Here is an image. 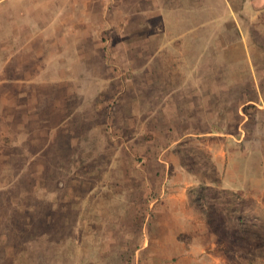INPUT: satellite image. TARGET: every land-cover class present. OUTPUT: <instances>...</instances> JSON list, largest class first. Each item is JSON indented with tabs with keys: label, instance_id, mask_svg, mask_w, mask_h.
Instances as JSON below:
<instances>
[{
	"label": "rangeland",
	"instance_id": "obj_1",
	"mask_svg": "<svg viewBox=\"0 0 264 264\" xmlns=\"http://www.w3.org/2000/svg\"><path fill=\"white\" fill-rule=\"evenodd\" d=\"M53 2L0 6V61L21 44L13 25L49 19ZM256 2L240 16L245 28L255 18L248 30L254 50L264 49V0ZM94 45L99 51L85 59L36 60L46 72L15 73L0 64V264H264V83L262 103L248 106L242 124V116H150L161 106L137 87L146 79L134 77L132 49L117 55ZM256 61L264 73V58ZM10 80L39 83L12 90ZM209 127L248 148L250 196L209 188L202 199L199 182L216 176L204 148L225 143L201 137ZM239 164L237 172L245 165ZM178 165L195 175L192 189L183 190L187 179ZM184 194L192 198L189 214L170 199ZM201 210L216 217L213 227ZM188 219L208 226L213 246L204 233L171 232Z\"/></svg>",
	"mask_w": 264,
	"mask_h": 264
},
{
	"label": "crops",
	"instance_id": "obj_2",
	"mask_svg": "<svg viewBox=\"0 0 264 264\" xmlns=\"http://www.w3.org/2000/svg\"><path fill=\"white\" fill-rule=\"evenodd\" d=\"M16 2L0 0V6ZM53 4L55 8L49 19L43 22L31 19L28 23L23 20L20 27L13 25L12 34L16 30L15 41L21 44L0 61L6 69L12 67L15 73L19 69L46 72V67L39 68L36 60L62 56L85 59L99 51L98 47L94 51V43L100 42L102 51L108 54L110 50L119 51L117 55H120L132 49L137 62L134 66L137 76L134 77L144 74L146 79L143 86L137 82V87L140 91L144 87L142 95L150 98L151 104L161 106L153 111L150 109V116H242V124L250 116L248 111L252 107L248 109V106L262 103L260 90L264 73L256 58H264V49L254 50L253 37L248 32L255 23L253 15L246 28L240 20L242 14H251L253 7L258 5L256 0H54ZM42 8L46 10L48 5ZM89 10L96 12L98 19L88 18ZM20 82L23 86L39 83L30 80L6 83L13 90L12 85ZM146 90L149 91L145 93ZM121 97H125V93ZM58 113L60 116L62 112ZM133 113L141 116L137 108ZM211 128L201 137H225V143L218 148L205 146L216 176L201 179V188L250 196L254 192V182L246 172L250 159L248 148L233 144L231 133H213ZM236 157H239L238 165L244 161L243 171H236L241 168L236 167ZM179 169L187 179L182 184L183 190L192 189L197 184L195 175L182 166ZM180 196L170 199L181 200V210L189 214L188 196L184 194L181 199ZM169 213L173 220L177 218L174 210ZM193 220L198 222L196 218ZM193 220H189L188 225L176 223L171 232L174 235L204 233L207 247L213 246L215 238L208 226L196 222L193 225Z\"/></svg>",
	"mask_w": 264,
	"mask_h": 264
},
{
	"label": "trees",
	"instance_id": "obj_3",
	"mask_svg": "<svg viewBox=\"0 0 264 264\" xmlns=\"http://www.w3.org/2000/svg\"><path fill=\"white\" fill-rule=\"evenodd\" d=\"M262 89H263V88H262ZM248 109H250V108H248ZM248 114L251 116V112H250V110L248 111ZM207 191H208L207 189L201 188V197H202V199L204 198L205 193H206ZM219 200H220V198L217 199L216 202H218ZM188 201H189V202H192L191 195H188ZM194 202H195V201H194ZM201 215L205 216L206 218H209V223H210L209 226H211V227L214 226L213 223H215L214 220L216 219V217H210V216L206 215L202 210H201ZM213 216H216V213H213ZM223 232H225V231H223Z\"/></svg>",
	"mask_w": 264,
	"mask_h": 264
}]
</instances>
